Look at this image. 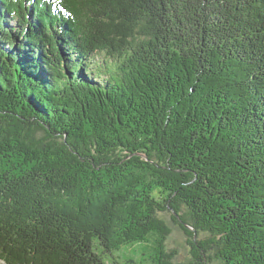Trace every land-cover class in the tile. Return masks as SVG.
I'll return each instance as SVG.
<instances>
[{
  "label": "trees",
  "instance_id": "1",
  "mask_svg": "<svg viewBox=\"0 0 264 264\" xmlns=\"http://www.w3.org/2000/svg\"><path fill=\"white\" fill-rule=\"evenodd\" d=\"M264 264V0H0V264Z\"/></svg>",
  "mask_w": 264,
  "mask_h": 264
},
{
  "label": "rangeland",
  "instance_id": "2",
  "mask_svg": "<svg viewBox=\"0 0 264 264\" xmlns=\"http://www.w3.org/2000/svg\"><path fill=\"white\" fill-rule=\"evenodd\" d=\"M164 218L167 224L172 228V232L167 240L168 247L174 249L177 254L173 260L174 264H188L191 259L190 246L187 244L186 236L181 229L175 225L171 218L170 213H165ZM206 264H217L216 260L206 262Z\"/></svg>",
  "mask_w": 264,
  "mask_h": 264
}]
</instances>
